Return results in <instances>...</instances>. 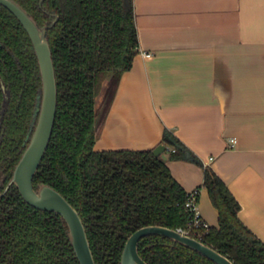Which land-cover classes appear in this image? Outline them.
<instances>
[{
	"label": "trees",
	"instance_id": "trees-1",
	"mask_svg": "<svg viewBox=\"0 0 264 264\" xmlns=\"http://www.w3.org/2000/svg\"><path fill=\"white\" fill-rule=\"evenodd\" d=\"M43 27L50 16L39 0H15ZM59 16L48 30L58 103L49 146L34 185L58 190L80 213L96 264H120L128 237L141 227L183 228L188 192L166 159L148 150H95L96 103L113 81L115 96L131 69L139 42L133 0H44ZM41 75L32 41L17 18L0 5V172L4 186L27 145ZM162 144L169 159L199 158L171 132ZM167 150V149H166ZM219 213V226L189 235L235 264H264V242L239 218L241 206L225 182L204 167L201 184ZM198 191V190H197ZM140 256L148 264H216L197 251L160 235L143 237ZM80 264L66 224L55 212L28 204L12 185L0 197V264Z\"/></svg>",
	"mask_w": 264,
	"mask_h": 264
},
{
	"label": "crops",
	"instance_id": "crops-1",
	"mask_svg": "<svg viewBox=\"0 0 264 264\" xmlns=\"http://www.w3.org/2000/svg\"><path fill=\"white\" fill-rule=\"evenodd\" d=\"M139 48L98 127L95 150H148L165 130L202 165H167L211 227L212 168L264 242V0H133ZM145 52L151 56L146 57ZM235 139V142H231Z\"/></svg>",
	"mask_w": 264,
	"mask_h": 264
},
{
	"label": "water",
	"instance_id": "water-1",
	"mask_svg": "<svg viewBox=\"0 0 264 264\" xmlns=\"http://www.w3.org/2000/svg\"><path fill=\"white\" fill-rule=\"evenodd\" d=\"M0 5L6 7L28 33L38 59L42 84L41 96L37 100V119L34 130L27 147L14 168L4 193L12 185H15L24 200L31 206L59 214L66 224L69 240L80 264H96L85 225L77 209L54 187L48 184H40L36 188L34 185V177L49 146L56 120L58 88L52 48L47 33L57 22L59 16L53 14L54 20L41 27L33 16L15 0H0ZM107 83L106 89L99 99V104L96 103L97 131L106 110L109 108L115 88L113 81ZM166 149V145L161 143L153 149V153L165 159ZM2 183L3 180L0 184ZM4 193H0V196ZM148 235L167 237L197 251L216 264H235L229 257L195 237L184 234L177 229L160 225L144 226L132 233L126 241L120 264H148L138 251L139 241Z\"/></svg>",
	"mask_w": 264,
	"mask_h": 264
},
{
	"label": "built area",
	"instance_id": "built-area-1",
	"mask_svg": "<svg viewBox=\"0 0 264 264\" xmlns=\"http://www.w3.org/2000/svg\"><path fill=\"white\" fill-rule=\"evenodd\" d=\"M144 54L146 57L151 56V54L147 52ZM231 142L234 143L235 139H231ZM198 196L199 194L197 190L188 192L187 199L185 201V209L188 212V219L185 227L177 229L187 235L190 233L201 235V231L209 228V225L201 217L198 211Z\"/></svg>",
	"mask_w": 264,
	"mask_h": 264
},
{
	"label": "flooded vegetation",
	"instance_id": "flooded-vegetation-1",
	"mask_svg": "<svg viewBox=\"0 0 264 264\" xmlns=\"http://www.w3.org/2000/svg\"><path fill=\"white\" fill-rule=\"evenodd\" d=\"M17 2V1H16ZM43 2H44V0H39V2H38V7L40 8V9H42L43 10V12H44V14H46V15H48V16H50V20L49 21H47V23H50L52 20H54V16H53V14H55V13H51L49 10H47L46 8H44L43 7ZM20 4V3H19ZM21 5V4H20ZM22 6V5H21ZM23 7V6H22ZM24 8V7H23ZM25 9V8H24ZM48 12V13H47ZM23 26V25H22ZM42 85V84H41ZM41 96V91H40V93H39V95L37 96V99H36V104H35V108H34V116H33V120H32V124H31V126H30V130H29V133H28V137H27V145H28V143H29V140H30V137H31V134H32V131L34 130V127H35V124H36V119H37V114H36V107H37V100H38V98ZM27 145H26V147H27ZM25 147V148H26ZM25 150V149H24ZM23 154V153H22ZM3 180V183L2 184H0V193H4V191H5V189H6V186L8 185V183H7V185L5 186V189L3 190V191H1V188L4 186V183H5V176L0 172V182ZM8 191V190H7ZM6 191V192H7ZM5 192V193H6ZM4 193V194H5ZM3 194V195H4ZM2 195V196H3ZM1 197V196H0ZM62 218V217H61ZM63 220V219H62ZM74 249V248H73ZM75 252V251H74ZM76 254V253H75ZM77 257V256H76ZM78 259V258H77ZM79 261V260H78ZM80 263V262H79ZM3 264H10V263H3Z\"/></svg>",
	"mask_w": 264,
	"mask_h": 264
},
{
	"label": "rangeland",
	"instance_id": "rangeland-1",
	"mask_svg": "<svg viewBox=\"0 0 264 264\" xmlns=\"http://www.w3.org/2000/svg\"><path fill=\"white\" fill-rule=\"evenodd\" d=\"M107 85H108V83H107ZM105 89H106V84H105V86H104V88H103V90H102L100 96H98V98H97V104H99V99H100V97L103 95Z\"/></svg>",
	"mask_w": 264,
	"mask_h": 264
}]
</instances>
